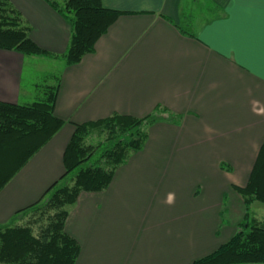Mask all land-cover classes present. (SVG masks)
I'll list each match as a JSON object with an SVG mask.
<instances>
[{"label": "crops", "instance_id": "crops-1", "mask_svg": "<svg viewBox=\"0 0 264 264\" xmlns=\"http://www.w3.org/2000/svg\"><path fill=\"white\" fill-rule=\"evenodd\" d=\"M102 1L125 14L95 53L68 66L71 26L55 9L0 0V20L28 27L58 56L0 50V101L21 103L27 61L60 63L45 91L58 86L55 115L65 121L0 192V226L21 221L17 212L64 175L74 124L144 118L161 106L165 120L149 127L143 150L106 190L79 195L65 231L80 246L75 264H193L228 243L246 214L234 187L247 185L264 143V0H211L215 13L198 21L188 0Z\"/></svg>", "mask_w": 264, "mask_h": 264}, {"label": "trees", "instance_id": "trees-1", "mask_svg": "<svg viewBox=\"0 0 264 264\" xmlns=\"http://www.w3.org/2000/svg\"><path fill=\"white\" fill-rule=\"evenodd\" d=\"M45 1L71 26L70 41L62 55L68 66L95 53L97 42L125 14L106 8L102 0H63L62 5L55 0ZM181 33L190 32L182 29ZM0 50L58 57L40 48L31 39L28 27L5 20H0ZM57 94L58 86H48L45 97L32 104L0 101V192L64 127L65 121L55 115ZM162 112L158 106L144 118L114 114L74 124L63 155L64 175L38 202L17 212L21 221L33 215L36 220L21 226L15 222L0 226V264H75L80 246L65 231L69 207L76 204L82 192L108 188L116 170L132 153L143 150L149 127L165 120L160 117ZM234 189L246 208L238 232L213 254L193 264H264V223L248 213L252 204H264V143L247 185Z\"/></svg>", "mask_w": 264, "mask_h": 264}, {"label": "rangeland", "instance_id": "rangeland-1", "mask_svg": "<svg viewBox=\"0 0 264 264\" xmlns=\"http://www.w3.org/2000/svg\"><path fill=\"white\" fill-rule=\"evenodd\" d=\"M59 4L62 5L63 0H55ZM213 2L211 0H199L197 3L193 2V0H188L187 1V14L190 15L192 20H200L203 19L204 17H208L210 13L208 12L209 9H211ZM211 13H215L214 10L211 9ZM183 29L186 31H189L190 28L186 26V24H183ZM53 62L42 66H37L34 63H30L29 61L26 62L25 64V70H24V77H23V86H22V96H21V105L29 104L31 103V97H35L37 94H42L45 91V85H51L54 83V80L50 74H54L57 72L58 66L60 63H55V67L52 65ZM39 64V63H38ZM41 65V64H39ZM39 83V91L36 89L37 87L34 84ZM49 196H47L41 204H44L45 201H47ZM250 217L253 219H258L264 223V204L260 202H256L252 204L249 208L248 211ZM35 218V216H30L22 221H15L19 226L25 225V223H28L29 220L32 221ZM38 218V217H37ZM44 218V224L47 223V219ZM36 220V219H34ZM174 222V221H173ZM14 223V222H13ZM180 224V225H179ZM12 225V224H11ZM177 226L182 225V223H176ZM179 227V228H180ZM232 225L225 223L223 228H229L231 229ZM239 226H236L238 229ZM37 228V226H36ZM238 232V230H237ZM236 232V233H237ZM236 235V234H235ZM213 236H220V234H214Z\"/></svg>", "mask_w": 264, "mask_h": 264}]
</instances>
